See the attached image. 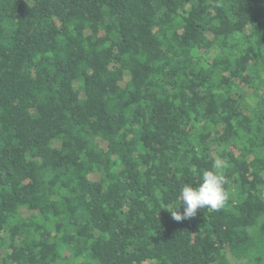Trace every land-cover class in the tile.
Masks as SVG:
<instances>
[{"label":"trees","instance_id":"obj_1","mask_svg":"<svg viewBox=\"0 0 264 264\" xmlns=\"http://www.w3.org/2000/svg\"><path fill=\"white\" fill-rule=\"evenodd\" d=\"M0 264H264V0H0Z\"/></svg>","mask_w":264,"mask_h":264},{"label":"clouds","instance_id":"obj_2","mask_svg":"<svg viewBox=\"0 0 264 264\" xmlns=\"http://www.w3.org/2000/svg\"><path fill=\"white\" fill-rule=\"evenodd\" d=\"M225 163L217 157L211 169L205 170L198 187H193L191 183H185L179 192L180 204L183 202L184 210L181 214L176 207L171 213L172 217L179 221L181 219L194 216L198 209L211 208L218 210L222 208L228 199L225 189L227 179L224 175Z\"/></svg>","mask_w":264,"mask_h":264}]
</instances>
